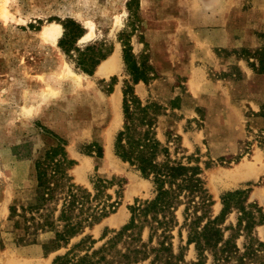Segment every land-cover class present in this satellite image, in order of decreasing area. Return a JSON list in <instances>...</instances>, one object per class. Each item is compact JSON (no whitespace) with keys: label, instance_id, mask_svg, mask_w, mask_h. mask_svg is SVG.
Listing matches in <instances>:
<instances>
[{"label":"rangeland","instance_id":"374dc122","mask_svg":"<svg viewBox=\"0 0 264 264\" xmlns=\"http://www.w3.org/2000/svg\"><path fill=\"white\" fill-rule=\"evenodd\" d=\"M50 22L62 27L55 46L40 37ZM74 24L79 36L65 51L58 41ZM88 33L90 38L81 41ZM121 39L137 63L153 68L152 78L132 83ZM88 45L104 54L91 74L75 62L74 48ZM117 50L120 69L95 75ZM127 84L142 105L159 106L151 131L169 156L199 166L210 218L221 210L220 195L233 190H243L244 206L254 204L264 214V0H0V264L10 256L52 264L71 249L73 260L87 253L98 264H236L242 255L243 264H264V245H258L264 244V220L248 233L244 222L237 227L240 213L234 208L218 225L224 239L235 235L239 251L229 261L214 262L209 250L198 256L194 243H187L193 207L188 205L185 221L186 198L171 227L157 226L150 213L148 222L141 216L136 227L122 230L129 207L155 195L151 179L114 153ZM143 130L131 125L134 136ZM57 137L64 140L71 164L64 168L66 182L50 183L51 195L40 200L35 162ZM108 139L113 160L105 155ZM239 170L247 174L237 184L219 185L220 178ZM97 178L106 188L93 198ZM67 184L80 189L78 198L89 195L83 206H67ZM63 204L73 220L81 221L80 231L66 236V242L54 236L64 229L57 220ZM109 204L115 205L113 212L100 216ZM81 240L82 246L73 249ZM160 243H170L167 253L174 257L159 250ZM247 245L253 252L244 254Z\"/></svg>","mask_w":264,"mask_h":264},{"label":"trees","instance_id":"16d2710c","mask_svg":"<svg viewBox=\"0 0 264 264\" xmlns=\"http://www.w3.org/2000/svg\"><path fill=\"white\" fill-rule=\"evenodd\" d=\"M74 25L76 27L73 30H67L58 41V45L65 51L68 50L66 46L69 42L79 36V26L77 24ZM122 44V58L125 68L131 76L132 83L134 84L139 80L145 82L152 78L150 75H155L153 68L147 62L137 63L131 53L129 44L123 41ZM74 50L77 52L76 65L89 74L92 73L99 60L104 58L101 48L96 45L85 46L82 50L74 48ZM122 94L124 124L123 129L115 136L113 145L114 153L121 160L134 166L141 176L150 178L155 191L152 199L129 207L131 215L128 223L122 227V230L136 227L135 220L141 216H143L144 222H148L147 216L150 213H153L150 216L151 221L155 222L157 226L163 227L164 229L171 227L175 217L173 214L174 211L178 205L182 204V199L186 198L187 204L184 208L185 221L190 214L188 212V205H192L193 207V218L188 224L186 223L189 228L187 243H194L198 256H201L205 250H209L214 262L220 260L229 261L239 250L233 241L235 235H231L226 239L223 238L222 229L218 225L223 222L224 216L231 209H236L240 213L237 217V227H240L242 222H244L243 229L249 233L252 226L264 220V214L254 204L244 206L243 190H233L223 192L220 195L221 210L218 215L210 218L207 210L210 205V200L198 176L199 166H187L172 159L169 156L168 149L159 143L151 131L155 120L152 114L157 113L159 106L154 103L142 105L141 101L134 94L132 86L129 84L125 85ZM131 125L144 128L142 134L134 136L131 133ZM64 144V140L57 137L54 146H51L45 152L43 159L35 162L37 187L43 191V194L39 195L40 200H45L44 194L46 196L51 195L52 186L60 187L66 182L64 168L71 164V160L66 157ZM160 157L162 158L159 159ZM47 169L51 170L50 176L47 174ZM50 183H52V186ZM66 186L69 197L67 206H70L69 208L75 206V204L83 206V202L88 201V194H84L78 198L80 189L75 188L72 184H67ZM93 188L96 191L93 198H97L102 192V189L106 188L104 180L97 178L93 182ZM195 197L199 198L196 203L194 200ZM64 207L63 204L57 217V220L64 222V229L60 233L54 232V236L55 240L66 242L67 237L69 238L80 231L81 221L73 220L74 217L68 215ZM108 208L106 210L105 207H102L99 215L105 216L107 213L113 212L115 205L109 204ZM198 208L201 209L200 214H196ZM255 213H257V216ZM156 214H159L161 218L159 219ZM91 216L89 217L91 218ZM204 219L206 221L201 225ZM150 229H152V226H150ZM151 236L152 233L149 235V240ZM82 243H84L83 240L79 241L73 245V249L81 247ZM160 244L161 247L159 250L166 253L170 251V243L167 246L162 245V243ZM258 245L262 246L264 244L258 242ZM88 249L89 247L85 250ZM248 252H253V249L247 245L244 254H248ZM71 253L72 249L64 255L56 256L52 264H98V262H91L88 259L87 253L77 260H73L75 255L71 256ZM167 256L168 258L174 257L172 252L167 253ZM243 258V255L237 257L236 264H243ZM166 263L172 264L170 261H166ZM195 264L202 263L198 260Z\"/></svg>","mask_w":264,"mask_h":264},{"label":"bare ground","instance_id":"6f19581e","mask_svg":"<svg viewBox=\"0 0 264 264\" xmlns=\"http://www.w3.org/2000/svg\"><path fill=\"white\" fill-rule=\"evenodd\" d=\"M90 29H92V25L91 24H90ZM61 32H62V27L59 24L50 22L47 26H44L42 28V30L40 32V37L43 39V41H45L47 43H50L51 45L55 46L58 38L61 35ZM90 36H91L90 33L86 34L84 37L81 38V41L82 40L84 41V40L90 38ZM120 66H121V58H120L119 52L117 50L114 55L110 56L107 60L103 61L99 65L95 75L107 76L108 74L120 69ZM69 73L73 74L74 72L72 70H69ZM118 101H119V94L117 92V93H115L112 96V102H113V104H115L117 106L118 105ZM109 132H111V130L108 131V136H109V139H110V133ZM109 139L107 140L108 141V145L105 148V155H106L107 159L113 160L114 157L112 156L111 150H110V142L111 141L109 142ZM80 168L82 169V167H80ZM80 168L76 169V175H77L78 179L80 178V174H82ZM246 174L247 173L245 171H240L239 170V171H237L236 173H234L232 175H225V176H223L222 178L219 179V185H227V184L230 185V186L231 185H235L240 180H242L246 176ZM262 192L263 193L260 196H261L262 201H264V189H263ZM119 222H120L119 221V217H115V218L112 219V223L113 224H117ZM5 258H6V263L5 264H31L29 261H22L21 258H20L21 260H18L17 258L11 257V256L10 257H5ZM33 264H39V263L35 262Z\"/></svg>","mask_w":264,"mask_h":264},{"label":"crops","instance_id":"0c3cea01","mask_svg":"<svg viewBox=\"0 0 264 264\" xmlns=\"http://www.w3.org/2000/svg\"><path fill=\"white\" fill-rule=\"evenodd\" d=\"M108 219H109V218H108ZM108 219H107V220H108Z\"/></svg>","mask_w":264,"mask_h":264}]
</instances>
